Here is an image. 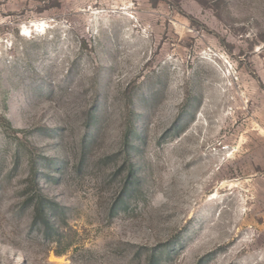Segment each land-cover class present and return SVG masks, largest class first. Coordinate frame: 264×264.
Returning a JSON list of instances; mask_svg holds the SVG:
<instances>
[{"label":"rangeland","instance_id":"1","mask_svg":"<svg viewBox=\"0 0 264 264\" xmlns=\"http://www.w3.org/2000/svg\"><path fill=\"white\" fill-rule=\"evenodd\" d=\"M0 264H264V0H0Z\"/></svg>","mask_w":264,"mask_h":264},{"label":"trees","instance_id":"2","mask_svg":"<svg viewBox=\"0 0 264 264\" xmlns=\"http://www.w3.org/2000/svg\"><path fill=\"white\" fill-rule=\"evenodd\" d=\"M40 200H37L36 204H35V215H36V218L35 219H38V216L42 218V216H47L51 214V209L49 210V204H47V200L43 197V196H40ZM48 205V206H47ZM45 218V217H44ZM44 221H46L44 219Z\"/></svg>","mask_w":264,"mask_h":264}]
</instances>
